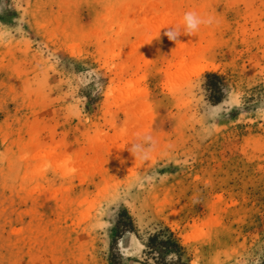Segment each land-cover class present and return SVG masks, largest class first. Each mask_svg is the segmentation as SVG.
I'll return each instance as SVG.
<instances>
[{
	"label": "rangeland",
	"instance_id": "obj_1",
	"mask_svg": "<svg viewBox=\"0 0 264 264\" xmlns=\"http://www.w3.org/2000/svg\"><path fill=\"white\" fill-rule=\"evenodd\" d=\"M179 257L264 264V0H0V264Z\"/></svg>",
	"mask_w": 264,
	"mask_h": 264
},
{
	"label": "trees",
	"instance_id": "obj_2",
	"mask_svg": "<svg viewBox=\"0 0 264 264\" xmlns=\"http://www.w3.org/2000/svg\"><path fill=\"white\" fill-rule=\"evenodd\" d=\"M208 76L220 78L221 76L217 73H209ZM146 246L149 248L151 252L159 250L161 252V247L165 249L170 248H178L179 252L182 249L180 244L174 239V235L170 230L160 231L158 234H155L154 236H151L148 238V241L146 243ZM161 259H163L161 257ZM176 264H188L185 261L182 260V258H178V261Z\"/></svg>",
	"mask_w": 264,
	"mask_h": 264
},
{
	"label": "clouds",
	"instance_id": "obj_3",
	"mask_svg": "<svg viewBox=\"0 0 264 264\" xmlns=\"http://www.w3.org/2000/svg\"><path fill=\"white\" fill-rule=\"evenodd\" d=\"M184 19L186 23V30L188 33H191L194 30H196L199 24L210 22V21L201 20L200 18L196 16L195 13H192V12L186 13ZM177 35L178 33H175L173 31H168L166 33V36L168 37V39H175Z\"/></svg>",
	"mask_w": 264,
	"mask_h": 264
},
{
	"label": "bare ground",
	"instance_id": "obj_4",
	"mask_svg": "<svg viewBox=\"0 0 264 264\" xmlns=\"http://www.w3.org/2000/svg\"><path fill=\"white\" fill-rule=\"evenodd\" d=\"M203 70H204V68H203ZM203 70H200L199 69V71H203ZM198 72V71H197ZM132 233L131 232H126L122 237H121V239H120V241H119V246L121 247V248H127L128 246H129V242H130V238L132 237Z\"/></svg>",
	"mask_w": 264,
	"mask_h": 264
}]
</instances>
